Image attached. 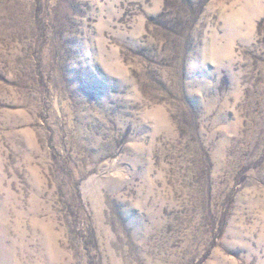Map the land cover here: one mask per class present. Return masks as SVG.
Listing matches in <instances>:
<instances>
[{"label":"rangeland","instance_id":"1","mask_svg":"<svg viewBox=\"0 0 264 264\" xmlns=\"http://www.w3.org/2000/svg\"><path fill=\"white\" fill-rule=\"evenodd\" d=\"M0 262L264 264V0H0Z\"/></svg>","mask_w":264,"mask_h":264},{"label":"bare ground","instance_id":"2","mask_svg":"<svg viewBox=\"0 0 264 264\" xmlns=\"http://www.w3.org/2000/svg\"><path fill=\"white\" fill-rule=\"evenodd\" d=\"M5 262V261H4ZM0 264H1V262H0Z\"/></svg>","mask_w":264,"mask_h":264}]
</instances>
